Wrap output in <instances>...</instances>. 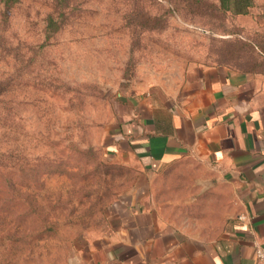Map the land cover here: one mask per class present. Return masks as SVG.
I'll return each instance as SVG.
<instances>
[{
    "label": "rangeland",
    "instance_id": "374dc122",
    "mask_svg": "<svg viewBox=\"0 0 264 264\" xmlns=\"http://www.w3.org/2000/svg\"><path fill=\"white\" fill-rule=\"evenodd\" d=\"M219 0H0V264H71L141 178L107 144L131 98L250 42Z\"/></svg>",
    "mask_w": 264,
    "mask_h": 264
},
{
    "label": "crops",
    "instance_id": "0c3cea01",
    "mask_svg": "<svg viewBox=\"0 0 264 264\" xmlns=\"http://www.w3.org/2000/svg\"><path fill=\"white\" fill-rule=\"evenodd\" d=\"M251 55L194 66L118 116L107 152L141 178L71 264H260L264 248V0H219Z\"/></svg>",
    "mask_w": 264,
    "mask_h": 264
},
{
    "label": "built area",
    "instance_id": "2783aa9c",
    "mask_svg": "<svg viewBox=\"0 0 264 264\" xmlns=\"http://www.w3.org/2000/svg\"><path fill=\"white\" fill-rule=\"evenodd\" d=\"M256 258L260 264H264V248L263 247L256 248Z\"/></svg>",
    "mask_w": 264,
    "mask_h": 264
}]
</instances>
